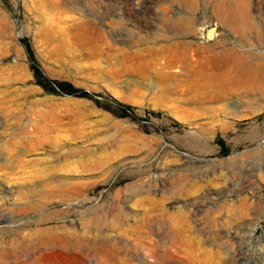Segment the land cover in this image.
<instances>
[{
  "label": "rangeland",
  "instance_id": "rangeland-1",
  "mask_svg": "<svg viewBox=\"0 0 264 264\" xmlns=\"http://www.w3.org/2000/svg\"><path fill=\"white\" fill-rule=\"evenodd\" d=\"M0 264H264V0H0Z\"/></svg>",
  "mask_w": 264,
  "mask_h": 264
},
{
  "label": "trees",
  "instance_id": "trees-1",
  "mask_svg": "<svg viewBox=\"0 0 264 264\" xmlns=\"http://www.w3.org/2000/svg\"><path fill=\"white\" fill-rule=\"evenodd\" d=\"M22 43L28 53L29 58L33 59L32 50L29 44L26 42V40H23ZM53 84L56 86L58 90H60L62 93H65V94L76 95L79 92L76 88H74L72 85L67 84V83L62 84L58 82H53ZM82 93H83L82 95H87L86 92H82Z\"/></svg>",
  "mask_w": 264,
  "mask_h": 264
},
{
  "label": "water",
  "instance_id": "water-1",
  "mask_svg": "<svg viewBox=\"0 0 264 264\" xmlns=\"http://www.w3.org/2000/svg\"><path fill=\"white\" fill-rule=\"evenodd\" d=\"M215 31H216L215 27H211L210 29H208L207 32H206V38L208 40L213 39L214 38L213 35L215 34Z\"/></svg>",
  "mask_w": 264,
  "mask_h": 264
},
{
  "label": "bare ground",
  "instance_id": "bare-ground-1",
  "mask_svg": "<svg viewBox=\"0 0 264 264\" xmlns=\"http://www.w3.org/2000/svg\"><path fill=\"white\" fill-rule=\"evenodd\" d=\"M213 37H215V34L213 35ZM227 69V68H226ZM226 72V71H225ZM225 72H223L224 74H226ZM243 72V71H242ZM239 76H241V75H239Z\"/></svg>",
  "mask_w": 264,
  "mask_h": 264
}]
</instances>
